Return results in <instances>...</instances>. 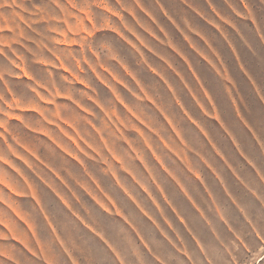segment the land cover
Returning <instances> with one entry per match:
<instances>
[{
	"label": "rangeland",
	"instance_id": "obj_1",
	"mask_svg": "<svg viewBox=\"0 0 264 264\" xmlns=\"http://www.w3.org/2000/svg\"><path fill=\"white\" fill-rule=\"evenodd\" d=\"M181 2L189 8V16L183 17L187 32L181 28L183 24L180 27L157 0L160 11L165 16L159 17L160 22L172 37L146 6L148 0H0V264H114V258L117 264H162L163 260L175 255L173 244L168 246V251L162 239L170 243V237L177 233H180V238L175 242L185 243V249L192 250L188 236L193 228L186 227L184 240L182 233L177 230V223L168 214L171 212L177 217L176 203L169 197L146 158L145 150L159 165L160 170L174 182L176 188L180 187L179 181L183 182L176 171L165 163L163 156L157 151L153 137L184 166L192 179H195L194 171L198 167L193 155L198 157V154L185 139V130L179 126L175 115L169 114L162 98H159V86L155 82L145 83L130 63L136 61L138 66L156 77L175 102L182 119L193 126V113L185 106L184 99L178 94L177 87L167 72L175 75L193 103L195 90H202L201 75L177 41L185 42L203 60V73L218 88L219 82L210 68H225L228 65L206 33L216 36L221 43L222 37L224 38L227 43L224 44V53L227 57L230 51L228 43L232 40L223 25L232 28L243 39L241 30L249 43H241L238 48L233 43V46L246 54L248 63L257 67L264 62L262 57L247 54L264 51V45L256 41V37H264V24L260 28L256 21L264 22V0ZM224 13L232 16L234 21ZM146 17L148 20H143ZM153 24L156 29H153ZM94 36L96 40L114 43L121 54L128 58L130 63L121 58L120 53L110 44L102 45L108 49L110 59L119 66L128 80L101 62L99 54L91 45L88 46V52L93 54L97 63L89 60L83 40ZM193 36L204 44L211 55L193 40ZM149 38L160 47L168 48L183 61L195 82V88L169 55L153 46ZM150 56L156 57L161 63L157 65ZM66 59L75 62L77 71H73L65 63ZM228 61L231 62L230 59ZM89 72L94 77L96 86L84 77ZM129 80L135 85V90L128 83ZM74 84L80 86V96L87 100V104L73 96L71 87ZM121 88L137 103H130L120 91ZM201 95L206 97L203 92ZM142 104L150 105L159 113L163 124ZM71 105L83 113V117L74 114L73 119H83L95 133L98 142L95 138L87 139L72 119L65 117L64 112L69 111ZM45 123L47 127L44 126ZM165 124L171 131L168 138L161 135ZM39 137H45L48 143L40 141ZM141 142L143 147L140 146ZM41 148L52 157H55L56 150L63 154L60 159L64 174L41 156ZM133 160L143 168L159 193V199L137 175L138 170L130 163ZM70 161L79 166L87 179L73 171ZM41 169H46L51 175L43 174ZM97 171L111 178L148 221L151 229L159 233L161 240H156L149 229L151 243L149 242L141 228L105 190ZM121 172L139 187L155 211L149 209L129 189L120 176ZM36 181L48 189L83 226L74 236L69 233L72 247L67 245L64 236L53 223ZM56 181L66 191L61 190ZM77 188L107 216L117 217L128 225L135 239L123 228L119 231L127 242L131 258L122 253L104 231L98 230L76 210L73 201L91 215ZM19 208L24 209L25 213L19 212ZM35 210H38L43 227L33 217ZM65 229L67 230L66 225ZM23 232L25 235L20 236L19 233ZM229 237L224 235L223 238L228 241ZM102 243L114 258L101 257L99 247ZM141 246L147 253L140 250ZM34 250L36 254L33 253ZM255 256L257 254L253 253L252 258L245 260L244 264H261L264 261V258L256 261L253 259Z\"/></svg>",
	"mask_w": 264,
	"mask_h": 264
},
{
	"label": "clouds",
	"instance_id": "obj_2",
	"mask_svg": "<svg viewBox=\"0 0 264 264\" xmlns=\"http://www.w3.org/2000/svg\"><path fill=\"white\" fill-rule=\"evenodd\" d=\"M159 4H162L164 8L167 9L168 14L175 19V21L180 25L183 24L184 30L187 32V28L185 27L183 17L187 15L189 16L188 9L181 0H159ZM155 15V17L159 20V17L163 15L160 11V8L157 4V0H148V3L146 5ZM240 12V9H238ZM225 14V13H224ZM234 14V13H233ZM228 17H230L232 20V16L225 14ZM235 15V14H234ZM247 15V13H245ZM164 16V15H163ZM237 16V15H235ZM145 17V16H144ZM165 17V16H164ZM215 18V17H213ZM143 19V18H142ZM143 20H148L146 19ZM234 21V20H233ZM257 23L259 24V27L261 28L262 24L264 22L257 20ZM252 22V21H251ZM149 24H151V21H148ZM161 25L168 31L166 26L160 22ZM153 29H156V25H152ZM223 27L226 29V31L229 34V38L232 40V42L235 44L236 48L239 47L241 43L245 44V39L249 43L248 38L246 35L240 30V33H242L243 38L238 35L235 31L232 30V28H229L227 25H223ZM169 32V31H168ZM234 33V34H233ZM170 34V32H169ZM209 36V39L212 40L213 45L216 47V49L220 52L221 56H223L225 63L228 65V68L230 70V65L228 58L226 57L224 53V44H227L223 39V43L214 35H211L209 33H206ZM171 35V34H170ZM189 35H192L189 33ZM172 36V35H171ZM221 36V35H220ZM173 37V36H172ZM193 40L204 49L205 52H208V49L204 46L203 43L199 39H196L195 36L192 37ZM150 42L155 46L159 51L166 53L169 55V57L173 60V62L176 64V66L185 73L186 78L189 80L190 83H192L193 87L195 88V82L191 79L190 73H188L187 67L184 65L183 61L180 60L178 56L175 55V53H172L168 50L166 47H160L161 45L157 44L156 41L151 40L149 38ZM177 41V40H176ZM184 49V51L189 55V57L193 61V66L196 68V70L200 73L202 79L205 80V86L208 88L209 92L212 93L213 97L216 99L217 106L219 107L222 117L225 121V124L231 129L233 134L236 136L237 140L240 143V147L243 149V151L253 160L256 162L257 157L256 153L252 147L251 142L249 141L247 135L245 134L244 125L240 122V120H234L232 116L229 114V112L226 110L224 104H222L219 101L220 92L219 90L214 87L213 83L209 80V78L203 73L202 71V61L200 57L196 55L195 52L191 51V49L188 48V45L183 42L177 41ZM84 46H85V52L88 55L89 60H91L94 64L97 63L95 57L91 52H88V46L91 45L95 52L99 54L100 61L103 63H106L109 67H111L114 71L118 72L120 76L128 80L126 76H124L123 72L120 71L119 66L110 59V53L107 48L103 47L102 45L105 43H108L111 45V47L118 51L121 55V58H124L129 62L128 58L121 54L120 49L112 42L109 41H103V40H96L95 36L91 39L85 37L83 40ZM209 55H211L210 52H208ZM150 59L153 60L157 65H159L161 62L156 59L154 56H150ZM215 59V57H213ZM135 60V59H134ZM65 63L69 65V67L72 68L73 71H77L75 62L66 59ZM130 63V62H129ZM244 63V62H243ZM131 67L137 71L138 75L142 80L145 81V83H152L155 82L159 86V98H162V102L165 104L167 110L169 111L170 115H175V118L179 121V126L182 127L185 135V139L188 140L189 144L192 145L193 148H195L197 151L203 152V154L206 156V158L209 159L210 162L214 164V166L217 168V170L221 173V175L224 177L225 182L229 186V189L233 193V195L239 200L240 205L245 209V211L248 214V220L251 221V223L257 228V230H262V226L259 225L254 217L251 215V209L249 201L245 194V189L249 191L248 188H245L243 184L240 183L228 170V168L224 165L223 161L219 159V157L216 156V154L212 151L211 147L208 146V143L206 140H204L203 136L200 135L199 131L193 127L190 123L187 122L186 119H182V114L180 113L179 109L176 107L175 102L171 100L170 94L167 93L166 88H164L163 84L154 76L151 75V73L147 72L146 69H144L142 66H138L136 61L135 63H130ZM248 70V73L250 74L251 78L255 80V73L251 70ZM231 75L233 77L232 71L230 70ZM168 77L173 82V84L177 87L178 94L181 96L182 99L185 101V106L188 107L189 111L193 113V115L201 120L202 123L205 124V126L208 128L210 134L213 136L214 140L217 143V146L220 148V150L224 153V155L228 158V160L232 163V165L236 168V170L239 172L240 176L252 187L257 188L254 177L252 175V172L250 170L249 165L247 162L240 156V154L237 152L236 148L232 145L231 140L225 135L222 129L220 127H214L209 123V120L202 116L199 109L195 107L194 103L191 101V97L188 96L187 91L183 88V85L180 83V81L175 77L174 74H172L170 71L167 72ZM85 78H88L90 83L93 84V86H96L95 79L92 77L91 73L84 74ZM128 83L132 86V88L135 90V85L131 83L129 80ZM79 85H72L73 89V96L75 99L80 100L82 103L87 104V100L83 99L80 96V86ZM63 90V89H62ZM120 91L124 94L125 98L130 103H137L134 98L126 92L124 89H120ZM151 91V89H150ZM156 94L155 92L153 93ZM111 99V98H110ZM144 107L147 111L150 112L154 116V118L160 123L163 124L162 118H160L159 113H156L154 109L151 108L150 105H141ZM121 112L123 113V110L121 109ZM78 115L80 117H83V113H80L78 109L75 108L74 105H71L70 110L64 112V115L68 119H72V122L78 127L81 131L82 135H85L87 139L92 140L95 138L96 142H98V138L95 137V133L92 132L91 128L88 127V125L84 122L83 119L75 120L73 119V115ZM100 115V113H97ZM244 115V114H243ZM245 117V116H244ZM239 121V122H238ZM248 124L253 128L256 129L260 135L264 136V131H261L258 124L255 121L247 119ZM97 124H99V121H96ZM216 123V121H215ZM217 124V123H216ZM243 125V127L241 126ZM45 127L48 125L45 123ZM248 129V128H247ZM58 136L59 133L56 129H52ZM69 131H71L69 129ZM74 134V133H73ZM91 134V135H89ZM107 135V133H105ZM161 135L165 136V138H168L171 135L170 129H167V125H164V128L161 130ZM60 139L63 140V137L60 136ZM173 139H175L173 137ZM40 141H44L45 143H48L46 141L45 137H39ZM155 146L157 148V151L161 153L163 156L165 163L168 164L170 168H172L174 171H176L177 176L181 179V181L185 184V186L188 188L189 192L193 195V197L201 204V207L204 208L205 212L208 213L210 219L213 221V223L219 227V220L214 212L208 211V206L204 204L203 201H201V195H204L206 199V194L203 193V188L200 187L199 182L195 181L191 178V174L184 169V166L179 163V161L175 160V157L171 155L166 149L163 148V145L160 144L159 140L153 137ZM65 143H68L66 140ZM178 143V141H177ZM141 147H143L142 142L140 144ZM54 148V146H51ZM121 147H124L121 145ZM40 154L45 159L49 161V163L55 167L58 171H61L63 173V168L61 164L60 157L63 155L62 153H59L58 150H56L55 157L50 156L45 149H40ZM146 158L148 159L149 163L153 166L154 171L156 172L158 178L160 179L161 183L165 187V190L167 191L169 197L176 203V206L178 209H180L181 213L185 216V218L189 221V224L192 226L193 231L196 232V234L200 237L201 241L205 245V248L208 250L209 255L212 257L213 261L215 258L221 253L222 246L218 244V240L215 236L210 235L209 233L205 232L204 229L207 227L202 220H200L198 214L195 212V210L192 208V206L188 203V201L184 198L183 194L180 193L179 189L176 188L174 182L167 177V175L160 170L159 165L152 160L151 155L147 153L145 150ZM66 159V158H65ZM193 160L195 164L200 168L202 173L205 176V179L208 182L209 187L212 189V191L217 196V202L222 206V208L225 210V216L227 217L229 223L232 225L234 224L235 220L238 218L237 213H241L239 209L232 204L231 200L224 194L223 189L220 187L219 183L215 180V177L209 172V170L204 167V165L199 161V158L193 155ZM73 171L78 173L83 179H87V177L83 176V173L79 169V166L75 164V162H69ZM131 164L135 166V168L138 170L137 175L143 179L148 186L151 188L153 193L157 196L159 199V193L156 192L155 187L151 184L150 179H148L147 174L144 172L143 168L138 164L136 161H130ZM118 168V166H117ZM95 170V169H94ZM42 173L50 176V173H47L46 169H41ZM97 176L101 179V182L103 183L105 190L108 191L114 199H116L117 203L120 205V207L125 211L126 214L129 215V218L133 220L134 223L137 224L138 227L141 228V231L145 234L146 238L149 239V242L151 243L150 233L149 229H151V225L148 223V221L140 215L138 210L135 208V205L131 203V201L127 198V196L124 195L123 192L120 191L118 187H116L115 183L111 180L110 177L101 175L98 171L96 172ZM120 176L122 180H124L127 185L129 186V189L137 195L138 199H141L143 202L146 203V206L151 209L152 211H155L152 208L151 202L147 200V197L145 194L139 189V187L131 180L130 177H127L123 172L120 173ZM54 180L55 178L52 177ZM72 183V181H69ZM39 189L41 190V196L42 199L45 202V205L48 209L49 215L53 219V223L56 224L57 229L61 232V235L64 236L65 241L69 247H72V240L69 236V233H71L73 236L74 234L78 233L80 229L83 227L79 224V222L75 219L74 216L66 209L64 206L56 199V197L48 191L42 184L39 183V181H36ZM57 185L61 188V190L66 191L63 189L61 185H59V181H56ZM73 187H75V184H73ZM198 189V191H197ZM77 191L80 192V190L77 188ZM80 195L82 199L87 203L88 208L91 211V215H88L84 212L81 205L76 204L73 201V206L76 208L77 211H79L82 215L85 216V218L89 221V223H93L95 227H97L98 230L104 231L105 235L108 236L109 239L113 241V243L120 248L122 253L128 254L130 257V250L127 248V242L124 239L123 235L120 233V228H123L126 230L133 239H135V235L131 233V230L128 228V225L124 224L123 221L119 220L117 217H110L107 216L91 199H89L86 195H84L83 192H80ZM70 198V197H69ZM163 203V201H161ZM169 216L172 218L174 223L176 222L175 216L172 215L171 212L168 213ZM33 217L36 220V222L43 227V221L39 217L38 210H35L33 212ZM65 225L67 226V230L65 229ZM177 227L179 228L180 232L183 233L184 229L181 225L177 223ZM208 228V227H207ZM151 234H154L156 240H161V237L159 236V233L155 232V229H151ZM165 248L170 251L168 248L167 242L162 241ZM192 250L195 252L196 256H200L201 260L204 261V264H207V261L204 260V258L200 255L199 249L196 248L195 244L192 242H188ZM137 244L139 242L137 241ZM261 246H264V241H262ZM140 250L142 252L147 253L143 247L141 246ZM233 252L238 251L237 246H233L232 248ZM99 253L101 257H109L114 258L111 254V252L108 251V249L104 246L102 243L99 247ZM151 257V256H150ZM180 259H184V257H180ZM229 261L234 259V256L228 257ZM114 264H117L115 258H114ZM261 264H264V261H261Z\"/></svg>",
	"mask_w": 264,
	"mask_h": 264
},
{
	"label": "crops",
	"instance_id": "obj_3",
	"mask_svg": "<svg viewBox=\"0 0 264 264\" xmlns=\"http://www.w3.org/2000/svg\"><path fill=\"white\" fill-rule=\"evenodd\" d=\"M256 41L264 45V37H256ZM246 42L247 41H245V44H247ZM228 44L230 51L227 53V57L228 60H231L229 65L233 77L228 66L225 68L213 67L210 68V71L216 75L219 82L217 88L220 92L219 101L224 104L226 110L234 120L239 119L244 127H246L244 131L256 153V162L243 151L236 136L225 124L221 111L217 106L216 99L213 97L212 93L209 92L208 88L205 86V80L201 79V77L200 81L202 90L200 92L198 89L195 90L194 105L199 109L201 115L209 120V123L212 126L220 127L225 135L231 140L232 145L236 148L237 152L249 165L257 188H252L240 176L236 168L217 146L216 141L210 134L205 124L194 115L192 116L193 127L199 131L200 135L207 141L208 146L211 147L216 156L223 161L224 165L228 168L232 175L240 181L245 188L249 189L250 192L246 189L244 191L250 204L251 215L254 217L255 221L262 226V230L258 231L251 221L248 220L247 212L240 205L239 200L233 195L229 186L225 182L224 177L217 170L214 164L206 158L203 152L197 151L193 148L194 152L198 154L199 161L209 170V172H211V174L215 177V180L223 189L224 194L241 212L237 213L238 218L235 220L234 224L231 225L225 216V210L217 202V196L209 187L204 174L200 168L198 170V167H195L197 170L194 171L195 179L193 180L199 182L200 187L203 188V193L206 194V199L204 195H201V201L208 206L209 212H214L215 216L221 220L219 222V227L217 228V226L210 219L208 213L205 212L204 208L201 207V204L197 202L191 192H189V190L185 187L184 183H180V181L178 182L179 186L183 188H178L180 193L183 194L184 198L190 205H193L192 208L198 214L200 220H202L208 227H205L204 230H206L210 235L213 234V236L217 238L218 244L222 246L221 253L213 261L200 237L192 230L191 234L188 236L189 242L192 240L196 248L199 249L200 255L207 261V264H244L245 260L249 261V259L252 258L253 253L257 254V256L253 258L256 261H260L264 258V246H261L262 241H264V136L260 135L256 129H253L247 121V119L255 121L261 131H264V62L262 61V63L258 64L257 67H254L246 61L245 53H241L236 50L232 41ZM247 55L256 56L258 58L262 57L264 60V51H256L248 53ZM247 68L255 73V80L251 78ZM201 92L205 93L206 97L201 95ZM243 125L241 126L243 127ZM18 210L21 213H25V210L22 208H19ZM177 211L178 213L175 219L176 222L183 227L184 232L182 233V238L186 240V227L191 228L192 226L181 213L180 209H177ZM173 226L175 227L176 225ZM165 227L169 230L167 225ZM177 230H179L178 227ZM19 235L24 236L25 233H19ZM175 235L170 237L172 242L167 243L169 247L171 243L173 244L174 249H172L175 255L168 260H163L162 264H204V261L201 260L200 256H196L193 250L185 249V243L175 242L180 238V233ZM224 235L230 236L228 241L223 238ZM167 240L170 241L169 239ZM162 241L165 240L162 239ZM234 245L238 247L237 252L232 251ZM33 253L36 254V251L34 250ZM229 256H234V259L229 261ZM180 257H184V259H180Z\"/></svg>",
	"mask_w": 264,
	"mask_h": 264
}]
</instances>
